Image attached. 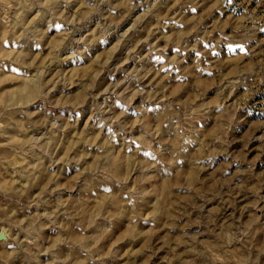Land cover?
<instances>
[{"label":"rangeland","instance_id":"1","mask_svg":"<svg viewBox=\"0 0 264 264\" xmlns=\"http://www.w3.org/2000/svg\"><path fill=\"white\" fill-rule=\"evenodd\" d=\"M0 264H264V0H0Z\"/></svg>","mask_w":264,"mask_h":264}]
</instances>
